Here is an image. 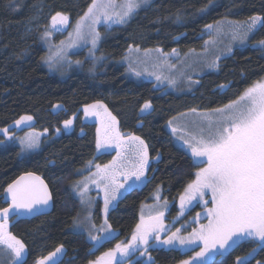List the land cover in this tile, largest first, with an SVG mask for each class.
<instances>
[{
  "label": "trees",
  "instance_id": "1",
  "mask_svg": "<svg viewBox=\"0 0 264 264\" xmlns=\"http://www.w3.org/2000/svg\"><path fill=\"white\" fill-rule=\"evenodd\" d=\"M91 3L92 0H0V132L5 128L17 132L13 126L22 116H31L36 127L49 132L41 149L27 156L16 144L0 146V208L8 206L7 185L29 172L44 177L54 198V210L49 215L10 219L11 234L26 245L24 264H36L61 245L55 264L96 261L131 238L144 205L152 202L159 189L171 205L167 222L176 229L189 223L202 207L197 205L179 219L178 200L204 166L176 142L168 122L193 108L211 111L223 107L254 82L264 79V46L257 45L264 41V21L252 32L247 46L235 48L216 69L206 71L185 92L169 91L152 80H138L128 74L126 64H120L132 47L166 52L175 49L182 54L202 51L209 38L206 25L264 17V0H155L126 23L105 32L98 50L102 61L94 63L85 51H78L72 57L81 62V67L68 75L51 71L45 64L48 50L44 42L27 29L38 7L44 6L45 13L51 15L64 13L72 29ZM49 24L47 21L46 26ZM97 101L107 105L122 133L139 136L148 144L151 159L148 182L142 188L131 189L111 210L108 221L115 235L99 246L84 232L73 231L82 209L74 191L76 182L89 161L105 165L115 156L98 151V125L84 120L85 106ZM146 101L152 104L150 113L140 111ZM58 104L63 108L55 112ZM69 119L75 120L74 126L65 130L64 121ZM3 140L0 134V142ZM95 207L94 217L101 223L103 201L99 199ZM149 245L148 253L139 250L130 258V264H182L195 252L158 246L155 241ZM237 257H250L245 264H264V247L247 241L208 264H236Z\"/></svg>",
  "mask_w": 264,
  "mask_h": 264
},
{
  "label": "snow or ice",
  "instance_id": "2",
  "mask_svg": "<svg viewBox=\"0 0 264 264\" xmlns=\"http://www.w3.org/2000/svg\"><path fill=\"white\" fill-rule=\"evenodd\" d=\"M148 2L149 0H121L118 4L116 0H92L87 12L77 22L74 29L75 38H82L83 22L90 21L92 45L95 47L100 39V34L95 31V25L101 22V18L107 22L124 24L141 3ZM117 8L120 10L117 11ZM249 20L247 29L252 31L257 24L264 21V17L252 16ZM68 22L69 17L62 12H56L51 17L53 29L58 25H67ZM206 27L211 29L212 25ZM50 35L51 32L46 31L42 34V38L46 39ZM72 35L70 34V37ZM260 43L264 45V41ZM59 51L62 49L58 50V54ZM212 66H216L215 62ZM159 79L160 77L157 76V80ZM151 108V102L146 101L140 111L143 113ZM190 111L193 114L197 113L195 108ZM84 113L86 116L99 118L101 126L97 128V149L113 145L120 149L116 158L109 164L103 166L96 164V172L75 186L80 196L85 198L89 183L100 187L103 182L106 217L109 204L116 199L119 189L123 187V184L117 181V176L122 175L127 179L135 177L137 180L143 177L149 163V146L139 136L122 134L117 127L116 117L108 110L106 104L97 101L86 105ZM31 120V116H22L16 124L20 125ZM168 123L172 125V121ZM71 124V119L64 121L66 128ZM192 127L195 131L188 133L187 138L181 136L180 139L188 145L192 156L206 166L200 167L195 179L187 184L184 193L180 196V207L183 210L193 200L198 198L203 200L205 195H209L212 207L206 210L208 223L201 224L187 237L179 235L180 229H176L166 240L160 241L159 234L165 231L164 213L159 212L155 216H149L147 220L142 215L129 242L117 244L114 249L105 252L90 264H121L117 259L118 254L121 257H129L141 246H143L142 254H147L150 238L168 245L177 241L181 245L202 242L201 250L182 264H194V262L206 264V258L213 250H228L247 241H255L257 247H264V80L254 82L237 99L223 107L201 114L197 120L192 121ZM2 131L7 133L8 129ZM172 131L175 133L181 129L174 127ZM37 139V136L30 134L21 139V143L25 148L30 149L37 146ZM125 149H128L135 158L132 170L125 167ZM91 163L89 161V165ZM5 192L8 207L0 208V245L9 250L12 264H24L26 245L8 231V217L11 214L19 216L20 210L27 213L40 211L49 205L52 194L43 179L31 172L21 175L8 184ZM156 199H160L158 193ZM204 203L207 204L208 201L204 200ZM195 219H199V214ZM109 228L110 225L105 221L104 231H108ZM92 239L100 238L92 236ZM62 249L63 245L38 260L36 264H49L50 261L55 264L54 258ZM255 251L254 248L253 252ZM246 259V257H237L236 264H245ZM123 264H129V261L125 260Z\"/></svg>",
  "mask_w": 264,
  "mask_h": 264
},
{
  "label": "rangeland",
  "instance_id": "3",
  "mask_svg": "<svg viewBox=\"0 0 264 264\" xmlns=\"http://www.w3.org/2000/svg\"><path fill=\"white\" fill-rule=\"evenodd\" d=\"M155 0H149L147 4L141 3V6L127 19H131L133 15L140 9L148 7L149 5H153ZM119 4L121 0H116ZM117 11L120 9L117 8ZM51 15L49 12L45 13V7H38V11L35 13L32 18L31 23L27 26L28 32L32 35H39V38L44 42L45 47L48 50L47 56L45 58V64L49 66L50 70L53 72L60 73L62 75H68L72 73L75 69L81 67V62L79 60L76 61L72 57V53H76L78 51H85L86 55L93 59V62L98 63L103 60V56L98 53L100 42L105 36V32L110 30V28L122 24H116L105 21L101 18V22L95 25V31L100 34V39L97 41L95 47L92 45V29L90 27V21L83 22L82 33L83 36L80 39H76L74 35V28H69V22L64 26H57L56 28L51 27ZM49 21V25L46 26V22ZM247 22H237L231 20H223L217 25H213L211 29L207 31L209 34L208 43L204 50L202 51H190L185 54H182L179 50L172 51H164L163 49H145L141 47H132L129 51L128 55L123 61H120V64H126L128 74L138 80H152L155 81L157 86L163 87L169 91L173 92H185L193 88V86L199 82V77L203 75L206 71L212 69H216L220 60L223 57L228 56L232 53V51L237 47H244L249 44L250 35L256 27L252 31H248ZM46 27V28H45ZM43 28V29H42ZM44 30V31H43ZM46 31H50L51 35L46 39L42 38V34ZM70 34H73L70 37ZM63 35V36H58ZM63 41V44L61 42ZM74 41V42H73ZM260 46H264L261 43L257 44ZM62 49V51L58 50ZM162 50V51H158ZM213 62H215L216 66L213 67ZM97 65V64H95ZM139 73V75H137ZM157 76L160 77L157 80ZM264 80V79H263ZM170 81H175V83H170ZM59 106V107H57ZM63 106L58 104L55 106V112H59L62 110ZM84 111V110H83ZM152 108L143 113H150ZM210 111H197V113L193 114L191 111H185L183 113L177 114L171 121L172 125H169V129L175 127L177 129H181V131L173 132L176 142L182 146L191 156V150L184 143L183 140L180 139L181 136H185L187 138V134L190 132H194L195 129L192 127V121L197 120L201 114L209 113ZM84 113V112H83ZM184 114V115H181ZM84 120L87 122L96 123L98 128L101 126L98 117L94 116H86L84 113ZM75 120L72 119V124L70 127L65 128V130H71L74 126ZM118 127V125H117ZM17 132L12 133L9 130L7 133L1 131L0 134L3 135L4 140L0 142V146H6L8 144H16L18 145L24 156L30 155L33 152L41 149L43 142L45 141V136L49 134L47 130H43L42 128H38L35 126V122L32 119L30 122H26L20 125L15 124L13 126ZM23 131L22 133L19 132ZM121 132V131H120ZM30 134L37 136V146L34 148H25V146L21 143V139L26 138ZM123 134V133H122ZM125 136H128L124 134ZM100 153L103 152H112L114 153V158H116V154L120 149L116 148L114 145L106 148L98 149ZM125 167L128 170H132L135 164V158L131 155L128 149H125ZM193 157V156H192ZM113 158V159H114ZM196 163H199L198 158L193 157ZM110 163V162H109ZM108 163V164H109ZM95 163H91L86 167V170L81 174V178L76 182L75 186L80 182L84 181L85 178H90L92 174L96 172ZM151 165V159L149 158V163L145 175L137 180L135 177L127 179L125 176H117V181L123 184V187L119 189V194L116 199L113 200L109 204L107 216L105 217L104 213V190H103V182L100 187H97L95 184H88V191L85 194V198H82L79 194V191L74 186V191L76 196L81 199V212L79 217L75 221L73 231L74 232H84L87 234L88 238L96 245L99 246L101 243L109 238L114 237L115 231L111 227L108 221V216L111 210L116 207L117 203L124 197L131 189L133 188H142L148 182L147 173L149 172V168ZM103 166V165H101ZM205 167L206 165L203 164ZM157 193L159 194L160 199H156ZM101 199L103 201L102 208V217L103 220L101 223H97L94 217L95 205L96 202ZM204 200H207L208 203L205 204ZM197 205H201L202 210L198 213L199 219H195L197 215L192 218L189 223L182 225L180 229L179 235L187 237L189 236L195 229H198L201 224L208 223V217L206 214L207 208L212 207V202L209 195H205L203 200L199 198L193 200L191 204H187L185 208L182 210L180 207V199L178 200V209L180 211L179 219L183 217V215L189 212L191 209L196 207ZM171 205L168 203L164 192L162 189L156 191V193L152 197V202L144 205L142 209V215L145 220L148 219L149 216H155L159 212L164 213L163 223L165 226V231L161 232L160 241L166 240L172 232L176 231V228L173 227L172 224L167 222V212ZM182 212V214H181ZM12 218V217H11ZM11 218H8V231L10 232L9 226L11 224ZM105 221H107V225H110L108 231H104ZM187 230V231H186ZM11 233V232H10ZM91 233V235L89 234ZM92 236L99 237V240L92 239ZM131 240V238L123 243H127ZM155 241L158 246H164L166 248H177L182 251H191L194 250V256L196 252L200 251L202 248V242L197 241L196 243H188L181 245L178 241L172 245L162 244L155 239L149 240V244ZM143 246L139 248L142 250ZM231 249V248H230ZM228 250H213L209 253L206 258V264H208L211 260L217 257L220 254L228 252ZM139 250L133 251V253L129 257H121L118 254L117 259L121 261V264L125 260L130 261V258L134 256ZM26 255V252L24 256ZM60 256V253L54 258L55 260ZM24 258V257H23ZM248 260L250 257H246ZM52 261L49 262L51 264ZM0 264H12V257L10 255L9 250H7L3 245H0ZM130 264V262H129ZM194 264H200V262H194Z\"/></svg>",
  "mask_w": 264,
  "mask_h": 264
},
{
  "label": "water",
  "instance_id": "4",
  "mask_svg": "<svg viewBox=\"0 0 264 264\" xmlns=\"http://www.w3.org/2000/svg\"><path fill=\"white\" fill-rule=\"evenodd\" d=\"M31 173H34V172H31ZM24 174H22V175H24ZM34 174L39 176V177H41V179H43V181L48 185L49 191L52 194V190H51L49 184L47 183V181L44 179V177L42 175L38 174V173H34ZM53 210H54V198H53V194H52V199L50 200L49 205L47 207H45V208H43L40 211L35 212V213H27V212H24V210H20V213H21L20 215H23V216L29 217V218H36V217H39V216L49 215L50 213L53 212ZM16 216H18V215L11 214V215H9L8 218L16 217Z\"/></svg>",
  "mask_w": 264,
  "mask_h": 264
}]
</instances>
